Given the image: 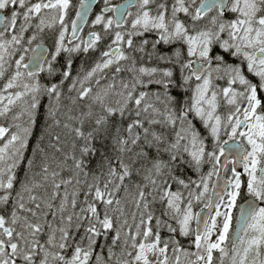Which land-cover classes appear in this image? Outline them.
Instances as JSON below:
<instances>
[{
    "label": "trees",
    "instance_id": "trees-1",
    "mask_svg": "<svg viewBox=\"0 0 264 264\" xmlns=\"http://www.w3.org/2000/svg\"><path fill=\"white\" fill-rule=\"evenodd\" d=\"M101 7L100 0L89 22ZM104 39L58 53L37 76L33 121L0 204L19 264H65L76 252L85 264H133L142 241H156L171 264L176 250L193 249L166 194L200 176L186 146L191 133L208 145L206 166L214 150L190 111L181 52L147 32L125 60L87 79L109 47ZM54 43L45 42L50 50Z\"/></svg>",
    "mask_w": 264,
    "mask_h": 264
},
{
    "label": "rangeland",
    "instance_id": "rangeland-1",
    "mask_svg": "<svg viewBox=\"0 0 264 264\" xmlns=\"http://www.w3.org/2000/svg\"><path fill=\"white\" fill-rule=\"evenodd\" d=\"M53 0H48L52 2ZM79 1V0H78ZM119 0H103L105 4L116 3ZM140 5L131 10L125 19L124 26L120 29L114 27L111 15L99 14L89 22L88 28L90 31L97 30L109 42V47L103 55L101 64L94 66L87 75V79L94 72L102 71L126 59L127 50L133 43L140 41L144 33L154 32L157 37H160L166 42L170 37L175 36L176 39L183 38L181 35V26L175 25L170 35L167 29V24L163 14L151 13L146 9L148 0H140ZM234 3L230 10L239 13L238 18H246L248 20V11L250 8H238ZM71 0H56L53 7H48L46 0H0V11L7 13V20L4 23V30L0 35V204L6 200L8 189L10 188V171L14 164L19 159V153L22 145L25 143L26 135L30 129V123L33 121V109L35 106L34 97L37 92L38 77L27 76L25 74L24 64L28 60L31 48L36 45L35 38L40 36L41 31L45 28H57V41L53 44L51 54L45 61L43 72L50 70L51 65L56 60L58 53H72L77 51L83 40L77 42H68V29L70 24L69 12L71 9ZM178 10H185L179 8ZM210 19V18H208ZM213 20V19H212ZM223 27H219L216 33H221ZM251 25L233 24L228 32L239 33L241 40L246 37V34L251 32ZM257 34L254 41L260 36L264 37V27L258 26ZM56 30V29H55ZM211 30H200L195 35L194 40L189 41V50L191 55L203 59L208 56L209 49L212 43L210 36ZM96 32V31H95ZM100 35L95 34L92 44L100 41ZM183 40H187L184 38ZM182 41V40H178ZM244 42V41H242ZM249 48L246 43L240 48ZM116 49L115 54L111 55V50ZM259 65H264V62H258ZM187 64L183 65V69ZM159 78H168L169 72L162 71ZM141 74L148 75L152 73L149 70H140ZM208 85L203 83L194 88H190L191 92V112L195 117H204V123L213 118V108L215 107L214 99L211 96L207 97ZM231 98L233 96H230ZM246 111L243 118L248 117ZM220 122L216 121L210 128L213 135V143L217 142L216 136L219 133ZM189 125H185L188 129ZM253 127V129L250 128ZM249 127H246L242 132L245 139L251 137L250 133L256 134L264 131L261 120L251 122ZM237 128V124L234 126ZM186 133L183 131V134ZM232 134L234 131L232 130ZM260 135V134H259ZM186 146L189 155L197 167V172L200 174L197 181L191 185H182L181 187L171 190L166 194V208L169 213L173 214L179 222V234L182 237H192L193 249L176 250L169 260L171 264H211L214 258H219L218 264H249V260L256 259L254 254L258 250L259 238L262 233L261 218L258 216L242 234L238 244L230 250L229 232L233 223L234 208L236 199L238 198L239 189L242 194L248 193L250 186L255 195H258L259 179L256 175L248 177L247 180L239 181L237 178L233 187L229 188L219 203L215 206L210 221L203 235L195 236L194 234V217L195 212L207 199L209 185L214 179L216 172V160L220 152L214 148L210 151L211 156H207V160L211 158V164L205 165L202 163L203 156L206 153L203 144L199 143V139L194 133L188 136ZM243 164L247 165V161L243 158ZM249 164V161H248ZM250 168V164H249ZM244 176V175H243ZM7 222L6 216L4 217ZM7 242H10L14 236L12 228L8 227ZM15 238H17L14 231ZM11 252L18 260V247L12 244ZM17 250V251H16ZM12 253H8L11 255ZM8 254H1V258L7 261ZM166 255V256H164ZM164 256L169 264L167 253L163 248H160L156 241L146 243L142 241L137 248L133 264H157L160 257ZM254 257V259H252ZM87 255L81 252H76L72 258L65 264H85Z\"/></svg>",
    "mask_w": 264,
    "mask_h": 264
},
{
    "label": "flooded vegetation",
    "instance_id": "flooded-vegetation-1",
    "mask_svg": "<svg viewBox=\"0 0 264 264\" xmlns=\"http://www.w3.org/2000/svg\"><path fill=\"white\" fill-rule=\"evenodd\" d=\"M55 1L56 0L48 2V0H46V4L48 7H53L55 5ZM123 1L126 0H119L118 2L112 4H105L103 3V0H101V8L105 9L114 7ZM206 1L208 0H148L146 9H149V7L152 6L153 8H161V10H165L159 13L164 15L170 35H172V30L175 28V25L180 24L182 27L181 35L183 38L180 37V39H176L175 36H172L166 42H164L160 37L157 38L160 42L168 45V48L170 46L173 52V48L181 52L182 69L183 65L187 64L185 70L183 69V82L188 89L189 87L194 88L195 86L203 83L208 85L207 97L210 98L212 96L215 103V107L213 108L214 112L212 114L213 118H210L208 122L204 123V117L198 118L193 114L192 115L210 139V146L214 145V148L220 152L218 158L223 153V146L228 142L238 141L245 148L242 161L244 158V160L247 161V165L243 164L244 167L241 173H235L231 162L229 161L223 171L224 179L229 182V189L233 187V183L237 178H239V181L243 182L244 180H247L248 177L250 178L251 176L256 175L257 180L259 179L260 181V186H258V195L254 194L252 186H250L248 193L242 194V190L240 189L238 191L239 195L236 199V206L233 211V223L229 232L230 250L238 244L242 237L241 235L238 242L235 245H232L231 237L239 214L240 204L247 199L253 200L258 203L259 206L248 219L244 231L253 221L256 220V218H258V216L262 215V233L259 241L257 242L258 250L255 251L257 254H254L256 259L253 261L249 260V264H264V131L256 134L250 133L251 137H248V139H245L242 136V132L245 128L249 127L251 122L258 121V119L261 120V124L264 127V65L257 64L260 61L264 62V37L259 36L256 41H254V37L259 30L258 26L264 27V0H226V5L223 11L220 10L221 0H219L218 3L213 5L209 10L200 11L201 6ZM140 2V0H135L134 7L129 9L128 13L136 6L140 5ZM234 3L237 4L236 7L238 8L251 9L248 11V20L246 18H238L239 13L237 11L230 10ZM179 8H184L185 10H178ZM102 11L101 14H109L112 16L111 11ZM153 12L155 13V11ZM0 14L3 15V22L1 23L0 28L1 35L4 30V23L7 20V13L5 11H0ZM248 21L252 27L250 30L251 32L246 34V37L243 40H241L239 33L228 32L231 30V26L233 24H244L248 23ZM220 26L223 27V32L221 31V33H216ZM55 29L56 27L50 29L45 28L42 30L40 36H36L35 38L36 44H45L46 41L56 42ZM205 29L211 30L210 32L212 35L210 36V40H212V43L208 56L203 59H199L200 57L197 56V52L195 55H191L188 42L194 40L195 35L200 34L198 33L200 30L204 31ZM86 35L88 34H86L84 29L79 34L78 39L84 40V42L88 44V41H86ZM184 38L187 40H183ZM245 43L249 45V48H240ZM176 46L178 49H176ZM110 54L113 55L111 52ZM197 63L201 65L202 70L200 74L195 75L194 65ZM189 94L191 97L190 90ZM230 96L233 97L231 98ZM246 111L248 112V117L244 119L243 116ZM216 121L220 122V125L219 133H217L216 136L217 142L214 144L212 142L214 138L209 127H212ZM236 124L237 128L235 129L234 126ZM251 128L253 129V127ZM232 130L234 131L233 134L231 133ZM199 143L203 144L204 149L208 148V145L205 144L203 140L199 139ZM218 158L216 160V170L218 169ZM213 181L214 179L209 185L207 199L199 207V209L196 210L195 215L198 210L207 207ZM193 225L195 234V217ZM7 236V222L2 213H0V264H19L14 257L15 255L11 252L10 247L12 244L9 247L6 245L5 241ZM195 236L198 235L195 234ZM182 238L190 240L192 245V237L186 236ZM6 252L7 254H12H8L7 261H4L1 258V254ZM164 256L160 257L157 264H164V262H166ZM252 259H254V257ZM218 263L219 258H214L211 264Z\"/></svg>",
    "mask_w": 264,
    "mask_h": 264
},
{
    "label": "water",
    "instance_id": "water-1",
    "mask_svg": "<svg viewBox=\"0 0 264 264\" xmlns=\"http://www.w3.org/2000/svg\"><path fill=\"white\" fill-rule=\"evenodd\" d=\"M219 0H208L206 1L200 8V11H207L213 5L218 3ZM98 0H81L78 3L75 14L71 21L70 31L68 35V42L74 41L78 38L82 29L86 26L88 19L95 9ZM135 5V0H126L121 2L120 4L103 9V12H112L113 23L115 27H121L123 25V20L128 12V10ZM226 5V0H221L220 2V10L223 11ZM3 22V15L0 14V28L1 23ZM93 38V35H89L86 38V41L90 42V39ZM49 48L44 44H37L31 49L28 60L24 65L26 70V74L30 75H38L42 71V67L44 61L47 60L49 55ZM116 50H112L111 53L114 54ZM201 65L198 63L194 65V73L198 75L201 73ZM245 152V148L237 141H231L226 143L223 146V153L220 155L217 161L218 169L217 173L214 177V181L212 183V190L209 198V203L207 207L202 208L197 211L195 215V234L201 236L206 230L207 224L211 217L212 211L217 204V202L221 199L224 193L227 191L229 187V182L224 179L223 171L226 165L231 162L233 171L235 173H241L243 170L242 156ZM259 206L253 200H245L240 204L239 214L237 217V221L235 227L233 229L231 242L232 245H235L239 238L241 237L244 228L248 222L250 216L254 213V211Z\"/></svg>",
    "mask_w": 264,
    "mask_h": 264
},
{
    "label": "bare ground",
    "instance_id": "bare-ground-1",
    "mask_svg": "<svg viewBox=\"0 0 264 264\" xmlns=\"http://www.w3.org/2000/svg\"><path fill=\"white\" fill-rule=\"evenodd\" d=\"M88 117H90V116H88ZM98 127V126H97Z\"/></svg>",
    "mask_w": 264,
    "mask_h": 264
}]
</instances>
